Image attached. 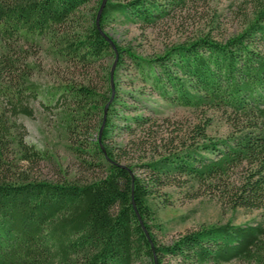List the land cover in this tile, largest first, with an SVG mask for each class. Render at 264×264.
Here are the masks:
<instances>
[{"label":"trees","instance_id":"1","mask_svg":"<svg viewBox=\"0 0 264 264\" xmlns=\"http://www.w3.org/2000/svg\"><path fill=\"white\" fill-rule=\"evenodd\" d=\"M91 1L0 0V41L5 48L15 41L61 34L58 52L65 58L89 65L111 56L115 62L103 92L89 84L66 83L52 96L62 100L69 140L89 130L90 118L101 113L95 140L74 141L73 147L85 168L98 169L101 175L52 181L15 172L22 161L36 165L45 158L26 143L27 130L17 122L18 116H33L29 103L37 99L38 86L27 72L17 73L14 59L2 53L0 264H224L236 259L264 264V0L254 3L245 28L226 40L205 34L153 57L112 45L100 30L115 16L152 26L200 0H106L99 28L95 20L102 0H96L92 21L68 34L79 26V9ZM125 58L168 104L223 110L232 116L233 132L215 138L196 124L190 141H172L164 153L122 163L121 155L104 143L119 104L110 76ZM133 120L138 125L148 121L141 116ZM185 185L217 190L231 208L261 210L262 219L200 226L161 243L153 232L162 229L154 199L163 187ZM170 260L174 262L167 263Z\"/></svg>","mask_w":264,"mask_h":264},{"label":"rangeland","instance_id":"2","mask_svg":"<svg viewBox=\"0 0 264 264\" xmlns=\"http://www.w3.org/2000/svg\"><path fill=\"white\" fill-rule=\"evenodd\" d=\"M257 0H200L191 1L176 9L155 25L143 27L115 16L102 30L112 42L142 56L153 57L178 43L194 40L205 34L224 41L239 33L252 19L253 5ZM97 1L81 7L75 18L79 26L68 34L82 29L92 21ZM55 36L46 35L33 41H15L7 48L0 41V58L6 51L17 64V73L27 72L30 82L38 86L37 99L30 101L33 116H18L26 130V143L42 151L45 158L36 165L20 163L15 172H27L36 179L52 181L86 180L101 175L98 169L87 170L81 153L74 150L77 142H93L101 113L89 120V130L69 140L62 122V100L52 98L60 85L71 83L86 85L103 92L107 85V72L114 70L111 56L83 65L71 61L58 52ZM8 50V51H7ZM114 65V66H113ZM115 72V74H114ZM112 74V87L116 88L118 105L114 108L113 130L105 145L121 155L122 163H135L164 153L171 142L190 141L196 124L205 126L208 136L223 138L233 132L232 116L223 110L194 109L170 105L152 92L141 76L124 59ZM115 76V77H114ZM16 77H6V81ZM48 106V107H46ZM141 116L147 122L138 125L133 118ZM84 159V158H83ZM89 159V158H87ZM31 165V166H30ZM157 203V222L161 230L154 229L156 239L168 244L179 234L225 222L232 224L255 223L262 219L258 209L235 207L217 190L199 186H166L160 189ZM167 261V260H166ZM173 263L170 260L167 263ZM224 264H258L256 261L232 260Z\"/></svg>","mask_w":264,"mask_h":264},{"label":"water","instance_id":"3","mask_svg":"<svg viewBox=\"0 0 264 264\" xmlns=\"http://www.w3.org/2000/svg\"><path fill=\"white\" fill-rule=\"evenodd\" d=\"M105 2H106V0H102L101 5H100V7H99V9L97 11V15H96V20L95 21H96V25H97L98 28H99V18H100L101 10L103 9V7L105 5ZM100 31H101V34L103 35V37L105 39H107L113 45V42L111 41V39L102 30H100ZM114 64H115V62H114ZM110 80H111V83H112V74L110 76ZM106 108H107V105H105V108H104V116H105Z\"/></svg>","mask_w":264,"mask_h":264}]
</instances>
